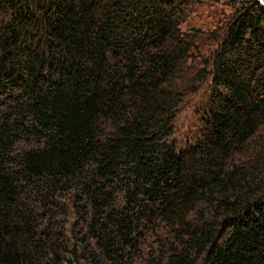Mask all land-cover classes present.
I'll return each mask as SVG.
<instances>
[{"label":"trees","instance_id":"1","mask_svg":"<svg viewBox=\"0 0 264 264\" xmlns=\"http://www.w3.org/2000/svg\"><path fill=\"white\" fill-rule=\"evenodd\" d=\"M222 2L0 0V264H264V5Z\"/></svg>","mask_w":264,"mask_h":264},{"label":"rangeland","instance_id":"2","mask_svg":"<svg viewBox=\"0 0 264 264\" xmlns=\"http://www.w3.org/2000/svg\"><path fill=\"white\" fill-rule=\"evenodd\" d=\"M201 1L202 4L189 14L188 19L182 25L183 28L187 27L190 21L195 23L197 27L207 28L214 23V17H218V15L223 17L222 12H230V8L224 5L222 0H218L216 3L215 0ZM262 2L264 4V0ZM205 89L189 97L187 105L179 112L175 120L174 141L179 150H185L187 147L197 143L204 133L200 103H203V96H208V89L207 91Z\"/></svg>","mask_w":264,"mask_h":264}]
</instances>
